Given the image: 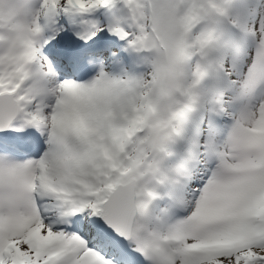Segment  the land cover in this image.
<instances>
[{
	"label": "snow or ice",
	"instance_id": "snow-or-ice-1",
	"mask_svg": "<svg viewBox=\"0 0 264 264\" xmlns=\"http://www.w3.org/2000/svg\"><path fill=\"white\" fill-rule=\"evenodd\" d=\"M0 264H264V0H0Z\"/></svg>",
	"mask_w": 264,
	"mask_h": 264
}]
</instances>
